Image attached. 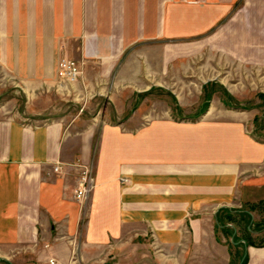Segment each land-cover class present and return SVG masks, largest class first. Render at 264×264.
I'll use <instances>...</instances> for the list:
<instances>
[{
    "label": "crops",
    "instance_id": "0c3cea01",
    "mask_svg": "<svg viewBox=\"0 0 264 264\" xmlns=\"http://www.w3.org/2000/svg\"><path fill=\"white\" fill-rule=\"evenodd\" d=\"M63 59L82 65L76 93L106 102L91 121L0 110V264H233V247L264 264L246 209L264 205V140L246 111L129 116L171 68L204 84L264 71V0H0L3 69L52 86ZM85 165L95 185L78 201Z\"/></svg>",
    "mask_w": 264,
    "mask_h": 264
},
{
    "label": "rangeland",
    "instance_id": "374dc122",
    "mask_svg": "<svg viewBox=\"0 0 264 264\" xmlns=\"http://www.w3.org/2000/svg\"><path fill=\"white\" fill-rule=\"evenodd\" d=\"M172 71L171 68L166 79L158 80L159 86H153L144 94L129 96V116L140 113L150 116L194 118L205 114L212 102L224 103L245 110L247 117H250L247 127L249 132L255 138L264 140V71L227 73V70H224L217 80H210L206 84L195 72L191 77L186 76L187 80L175 81ZM220 81L225 82V85ZM74 83L62 78V82L55 85L38 87L37 83L21 81L0 65V110L7 117L34 123L54 119L72 121L76 117L91 121L100 116L101 113L95 111V108L106 101L97 96L81 97L76 93L78 90L72 86ZM230 87L234 92L230 91ZM246 209L256 217L251 228L263 229L264 205L249 206ZM251 219L252 216L246 213L238 225L242 227L241 234L253 239L251 232L247 230ZM250 239L248 238L249 241ZM254 239L256 243L264 244V232ZM237 240L235 237L229 242L233 244ZM233 251V264H239L242 250L233 247Z\"/></svg>",
    "mask_w": 264,
    "mask_h": 264
},
{
    "label": "built area",
    "instance_id": "2783aa9c",
    "mask_svg": "<svg viewBox=\"0 0 264 264\" xmlns=\"http://www.w3.org/2000/svg\"><path fill=\"white\" fill-rule=\"evenodd\" d=\"M83 73L82 65L79 61L74 59H63L59 63L58 74L61 78L67 79L70 82H77L80 80ZM60 167H56L58 171ZM95 180L92 170L89 166L85 165L80 174L79 186L76 189V199L82 201L93 190Z\"/></svg>",
    "mask_w": 264,
    "mask_h": 264
},
{
    "label": "trees",
    "instance_id": "16d2710c",
    "mask_svg": "<svg viewBox=\"0 0 264 264\" xmlns=\"http://www.w3.org/2000/svg\"><path fill=\"white\" fill-rule=\"evenodd\" d=\"M242 264H245V260L243 261V263Z\"/></svg>",
    "mask_w": 264,
    "mask_h": 264
}]
</instances>
